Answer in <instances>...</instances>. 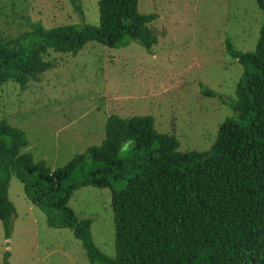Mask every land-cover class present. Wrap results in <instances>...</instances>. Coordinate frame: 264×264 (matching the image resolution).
I'll return each mask as SVG.
<instances>
[{"label":"trees","instance_id":"obj_1","mask_svg":"<svg viewBox=\"0 0 264 264\" xmlns=\"http://www.w3.org/2000/svg\"><path fill=\"white\" fill-rule=\"evenodd\" d=\"M255 1L264 12V0ZM138 3L98 0V26L66 24L0 38V87L41 82L54 67L50 52L76 56L90 42L121 48L138 41L151 50L158 40L150 25L158 16L139 13ZM227 52L243 67L234 116L205 152H180L177 138L159 133L151 116L111 115L100 145L51 169L24 151L29 141L23 130L0 119L6 238L16 214L8 196L16 177L51 228L70 229L82 242L90 264H254L259 252L264 264V23L254 51L227 43ZM87 186L111 191L115 257L95 244L92 220L69 206L73 193Z\"/></svg>","mask_w":264,"mask_h":264},{"label":"rangeland","instance_id":"obj_2","mask_svg":"<svg viewBox=\"0 0 264 264\" xmlns=\"http://www.w3.org/2000/svg\"><path fill=\"white\" fill-rule=\"evenodd\" d=\"M138 11L158 16L150 25L158 40L151 50L138 41L121 48L90 42L76 56L50 52L54 67L41 82L0 87V119L27 134L26 151L36 161L56 169L100 145L111 115L151 116L159 133L177 138L182 153L215 144L221 124L234 116L231 103L243 74L227 43L254 51L264 12L255 0H139ZM82 23L99 25L98 0H0V38ZM107 190L81 188L69 206L93 220L94 241L110 256L115 230ZM9 199L16 214L8 239L0 221V264L6 255L8 264H84L72 231L51 228L16 177ZM262 263L259 252L254 264Z\"/></svg>","mask_w":264,"mask_h":264},{"label":"crops","instance_id":"obj_3","mask_svg":"<svg viewBox=\"0 0 264 264\" xmlns=\"http://www.w3.org/2000/svg\"><path fill=\"white\" fill-rule=\"evenodd\" d=\"M29 146V145H28ZM28 148V147H27ZM27 148H25L24 149V151L25 152H28V151H26V149ZM35 159V158H34ZM23 185V184H22ZM87 187H92V186H87ZM84 188V187H83ZM104 189H106V188H104ZM78 191V190H77ZM23 192H24V186H23ZM76 193V191L73 193V195H72V197L74 196V194ZM24 195H25V192H24ZM8 196H9V191H8ZM25 197H26V195H25ZM71 197V198H72ZM26 199H27V197H26ZM28 200V199H27ZM71 200V199H70ZM70 200H69V202H70ZM29 201V200H28ZM108 201H111V207H112V196H111V191H109V190H107V202ZM30 202V201H29ZM31 203V202H30ZM14 205V204H13ZM16 209V208H15ZM31 210V209H30ZM72 210L75 212V214L77 215V217H79L80 219H91L90 217H85V218H83V217H80L77 213H76V211L72 208ZM92 220V219H91ZM92 224H93V220H92ZM73 233V232H72ZM78 240V239H77ZM79 242H75L76 244H75V246H76V248H77V250H76V254H77V259H79V260H81V259H83V261H84V264H88V262H89V259H88V257H87V253H86V250H85V248H84V246H83V244H82V242L80 241V240H78ZM95 244H96V242H95ZM97 245V244H96ZM97 247H98V245H97ZM99 248V247H98ZM100 249V248H99ZM101 250V249H100ZM104 253V252H103ZM105 254V253H104ZM115 255H116V251H115V253L113 254V255H110V257H115ZM86 259L88 260V262L86 261ZM81 262H82V260H81ZM90 263V262H89Z\"/></svg>","mask_w":264,"mask_h":264}]
</instances>
